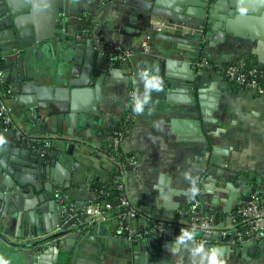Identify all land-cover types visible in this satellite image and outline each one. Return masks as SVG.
I'll use <instances>...</instances> for the list:
<instances>
[{
  "label": "crops",
  "instance_id": "0c3cea01",
  "mask_svg": "<svg viewBox=\"0 0 264 264\" xmlns=\"http://www.w3.org/2000/svg\"><path fill=\"white\" fill-rule=\"evenodd\" d=\"M7 4L12 17L28 29L31 41L22 83L48 90L40 101L53 105L55 111L41 121L29 104L39 101L32 87L13 90V79L20 72L19 54L10 57L9 65L0 66V84L8 89L4 99L15 120L33 137L28 142L17 140L1 127V116L0 136L28 145L46 139L47 147L52 146L42 152L43 163L33 164V155L24 154L20 165H32L22 178L23 193L6 185V172L0 169V260L7 264H219L223 260L224 264H264V238L232 244L214 240L213 234L208 242H198V234L187 227L181 213L195 198L218 227H231L238 218L235 205L244 202L241 197L264 189V94L226 80L218 69L198 75L194 65L201 54L220 65L240 59L264 65V45L233 33L216 38L207 21L185 23L123 0H70L67 11L73 14L69 15L75 22L73 31L59 35V20L64 22L67 16L59 11L60 6L65 9L63 1L60 5L59 0H7ZM156 21L194 28L159 30ZM94 29L100 53L116 62L117 83L106 88L102 102L97 101L94 74L103 59L90 57L79 43L82 36L74 35ZM115 44L132 48V54L118 58L109 51ZM74 69L80 84L72 88ZM61 88L69 92H60ZM137 105L142 109L139 113L134 111ZM73 107H78L75 121L64 115L55 122V115ZM128 114L131 122L119 156L123 162L131 156L135 164L122 175L121 161L110 152L114 132ZM49 137H65L68 142L53 145ZM72 141L77 142L73 156L51 157L57 149L68 150ZM80 143L85 149L81 158ZM1 144L6 142L0 143V149ZM98 189L104 199L113 198L115 203L127 198L136 215L122 220L117 207L91 215L88 208L98 202ZM59 192L64 199L57 197ZM65 213L80 218L66 227L70 220ZM160 220L175 225V234L164 238L146 232ZM167 240L171 242L161 256Z\"/></svg>",
  "mask_w": 264,
  "mask_h": 264
},
{
  "label": "water",
  "instance_id": "95a60500",
  "mask_svg": "<svg viewBox=\"0 0 264 264\" xmlns=\"http://www.w3.org/2000/svg\"><path fill=\"white\" fill-rule=\"evenodd\" d=\"M65 3V9L62 10L60 6V13L64 12L67 16L62 22L59 20V29L57 30V34H66L72 32V28L74 26V21L70 20L69 11H67V4L70 0H59V4L61 5ZM127 5L142 9L147 13H157L161 14L170 19H175L179 21H184L185 23H194L204 25L207 21L208 28L215 31L216 38L224 37L227 33H233L234 35L246 38L249 40H258L259 44L264 45V0H172L169 3H166L164 0H123ZM64 23V24H63ZM89 24H92L91 21ZM91 26V25H90ZM84 30L81 33L74 34L79 37L81 35V39L79 38V43L85 45L86 52L94 57L100 56L103 59L102 67H100L99 71H96L94 74V78L96 79L95 88L97 92V101L102 102L104 98V93L107 87L113 86L117 83V79L115 76L114 68L116 66L115 59L111 56H106L103 53H100L98 47L96 46L94 37L91 31L87 33ZM28 29L23 28V24L20 22L19 18H13L12 13L9 12V5L7 4V0H0V66L9 65L10 57L17 56V66L20 69L19 77L14 78L13 80V90H18L20 86L24 85L25 87L30 86L32 90L38 94V102L32 101L29 102L34 105V111L38 117H40L41 121L47 120L52 112L51 104L44 103L40 100L45 99V97L41 96L43 93L47 92L43 87H37L34 83H22L26 78L24 72H22V67L24 68L25 56L27 55V47L30 45L31 41L28 40ZM79 34V35H78ZM74 37V36H73ZM175 40L181 41L180 38H175ZM90 60H92L90 58ZM188 64V63H187ZM189 65V64H188ZM187 66V65H186ZM121 67L124 71L127 69V65L125 63L121 64ZM75 70L73 71L72 78L70 79L71 87H75L79 85L76 81ZM122 70V71H123ZM91 72V70H90ZM89 72V74H90ZM23 73V74H22ZM123 73V72H122ZM195 73V71H194ZM88 74V78H89ZM127 74V73H126ZM28 77V76H27ZM29 78V77H28ZM21 80V81H20ZM30 80H33L30 78ZM127 80L126 78H122L121 81ZM16 82V87H15ZM21 82V84H20ZM29 84V85H27ZM2 89L1 94L5 96V92L8 91L6 89L4 91L3 86H0ZM71 88V89H72ZM60 92H69L66 89L61 88ZM48 96L46 98H49ZM30 108L26 109V112H30ZM46 111V112H45ZM59 116H54L55 122H58V119L67 118L69 116L73 121L77 116L78 107L73 109L66 108ZM1 127L4 128L2 125ZM49 140L53 145L65 144L68 140L65 137H59L58 139H53L49 137ZM6 144L3 145V148L0 149V169H3L6 173L7 186H14V190L19 193H23V177L26 175V171H29L27 168L32 164H22L21 159H24L25 153H31L33 155L30 157L33 164L43 163L45 155L42 154L44 149H52L51 147H47L49 143H46V139H42L39 141L32 142L30 145L28 144H20V142H16V140L12 139H4ZM49 141V142H50ZM17 143L13 144V143ZM76 141H72L68 150L64 151L63 149H57L52 152V156H61L64 153H68L69 155L74 154L75 148L77 146ZM82 146V143H80ZM2 147V146H1ZM59 148V147H57ZM85 149L83 146L80 147L78 151V157H84ZM76 155V158H78ZM28 157V160L30 159ZM30 159V160H31ZM6 186V187H7ZM57 197L64 199L65 196L62 192L57 194ZM233 197V196H232ZM244 202L238 203L235 207L238 209L240 206H246L247 202L250 200V195H244L241 197ZM65 206V205H64ZM64 206L61 208L63 210ZM80 215L75 216L74 218H70L68 213H65V219L70 220L65 226L67 227L73 220H78ZM78 233H76L77 235ZM70 235L71 238L76 236ZM158 242V241H157ZM171 241H165V244L161 245L162 253L169 247V243ZM251 243H256V240L250 241ZM59 245V243H56ZM160 262L157 261L156 264Z\"/></svg>",
  "mask_w": 264,
  "mask_h": 264
},
{
  "label": "built area",
  "instance_id": "2783aa9c",
  "mask_svg": "<svg viewBox=\"0 0 264 264\" xmlns=\"http://www.w3.org/2000/svg\"><path fill=\"white\" fill-rule=\"evenodd\" d=\"M95 23V22H94ZM159 30L178 31L183 27H189L184 23H169L164 21H156ZM90 26V30L93 27ZM189 28H194L193 26ZM96 34L95 29L93 31ZM99 35L96 34L95 37ZM109 51L120 59H126L129 57L133 49L124 48L120 44H115L109 47ZM196 72L198 75H202L206 70H219L222 72L223 77L228 81L237 82L241 87L246 90H250L257 95L264 94V65L253 64L245 59H240L235 62L228 63L227 65H220L215 63L207 55L201 54L194 60ZM1 83V73H0ZM2 84H0L1 86ZM2 89L0 87V116L3 119L4 129L6 131H12L17 140L28 142L32 140L31 135L24 131L22 125H20L14 118L12 108L6 103L4 96L1 94ZM131 122V115L128 114L122 121L119 129L114 132V150L111 153L113 158L121 159L119 156L121 142L129 129ZM124 162L121 160L120 173L124 175L128 166H133L135 160L133 157H124ZM123 162V163H122ZM200 202L198 199H192L190 206L187 210L182 211L187 222V227L196 232L198 242H208L212 239V235L217 237L216 241H227L232 244H239L249 240H260L264 238V189L252 190L250 193V200L246 206H240L237 210V221L231 227L220 228L213 215L203 212L199 209ZM117 207L120 210V217L122 220L129 221L131 217L136 215V211L131 207L127 198L123 197L119 202L112 203L110 201H98L92 208H88L89 213L93 216H97L104 212V210L114 209ZM74 209V205H70V210ZM128 226H125V229ZM151 229L146 232L157 233L160 236L167 238L175 234L176 226L169 221H156Z\"/></svg>",
  "mask_w": 264,
  "mask_h": 264
},
{
  "label": "clouds",
  "instance_id": "9594fccd",
  "mask_svg": "<svg viewBox=\"0 0 264 264\" xmlns=\"http://www.w3.org/2000/svg\"><path fill=\"white\" fill-rule=\"evenodd\" d=\"M142 109L137 105L134 107V111H136L137 113H139ZM4 138L2 136H0V143H4ZM0 264H7L6 261L0 260ZM219 264H224V260L220 261Z\"/></svg>",
  "mask_w": 264,
  "mask_h": 264
},
{
  "label": "trees",
  "instance_id": "16d2710c",
  "mask_svg": "<svg viewBox=\"0 0 264 264\" xmlns=\"http://www.w3.org/2000/svg\"><path fill=\"white\" fill-rule=\"evenodd\" d=\"M207 71V70H206ZM120 128V126L118 127V129ZM113 151H111L110 152V154L112 153ZM122 159H120V161H121ZM97 194H98V201H100V202H103V201H110V202H112V203H115L114 202V200H113V198H110V197H107V198H105L104 199V197H102V195H101V193H100V190L98 189L97 190ZM107 199V200H106ZM117 203V202H116ZM115 203V204H116Z\"/></svg>",
  "mask_w": 264,
  "mask_h": 264
}]
</instances>
